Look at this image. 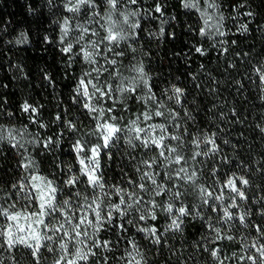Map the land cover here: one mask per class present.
Returning <instances> with one entry per match:
<instances>
[{
	"label": "snow or ice",
	"instance_id": "6c2138e0",
	"mask_svg": "<svg viewBox=\"0 0 264 264\" xmlns=\"http://www.w3.org/2000/svg\"><path fill=\"white\" fill-rule=\"evenodd\" d=\"M138 2L47 0L50 7L63 10L62 22L56 23L59 51L74 73L70 106L55 114L53 122L61 131L44 139L39 133L33 136L28 124L17 128L0 123V144L19 156L20 170L7 191L0 186V264H156L151 253L163 255L167 247L177 255L170 241L187 227H196L193 220L204 230L195 247L210 258L206 264H264V195L255 199L247 194L253 171H259L264 183V163L254 170L244 161L241 168L249 175H238L234 161L220 156L218 134L205 130L182 103L186 90L169 84L155 91L144 60L136 56L138 30L143 31L136 19L140 13L126 7ZM246 2L233 3L230 11L238 12ZM180 5L198 14L202 39L229 35L218 0H180ZM152 11L164 15L160 0L148 12L156 18ZM230 19L235 22L236 16ZM188 31H193L191 25ZM248 31L247 23L237 28ZM159 33L165 34L163 27ZM27 40L22 34L16 44ZM44 40L50 42L47 36ZM227 43L221 39L213 48ZM230 43L238 45L236 39ZM194 50L206 54L201 46ZM227 52L223 48L221 54ZM74 65L79 66L78 75ZM253 70L264 101V62ZM43 79L53 82L47 74ZM235 83L243 94L247 85ZM8 103L7 98L0 100V118L11 121L14 113ZM41 108L28 101L20 105L30 124L48 128L41 122ZM73 109L78 115L69 117ZM233 116L240 113L233 111ZM257 127L264 133V127ZM65 139L73 161L67 164ZM122 149L128 163L109 176V162ZM46 167L51 169L48 175ZM225 241L247 254L226 255Z\"/></svg>",
	"mask_w": 264,
	"mask_h": 264
},
{
	"label": "trees",
	"instance_id": "16d2710c",
	"mask_svg": "<svg viewBox=\"0 0 264 264\" xmlns=\"http://www.w3.org/2000/svg\"><path fill=\"white\" fill-rule=\"evenodd\" d=\"M156 2L139 0L137 5H129L140 13L139 19L143 25V31L138 30L140 39L135 43L137 58L144 60L145 69L157 86V93L169 84H177L186 90L182 103L205 130L218 134L217 142L222 147L220 156L234 161L233 171L238 175H249L246 168H241L242 162L246 161L254 170L264 163V133L257 127H264V101L260 100L262 93L253 70L264 62V28L261 27L264 26V0H247L238 12L230 11L229 6L244 0H218L225 15L223 30L229 35L210 40L198 35L202 21L197 13L182 8L180 0H160L164 15L159 16L152 11V16L156 18H150L148 12L154 9ZM249 11L254 15H244ZM231 16H236L235 22L230 19ZM63 18L62 8L57 11L48 5L47 0H0V85H8L7 88L0 87V100L7 98V109L14 113L11 121L5 116L0 118V123L17 128L28 124V130L39 133L42 139L61 131L53 122L55 114L70 106L74 73L72 69H67V59L59 51L60 30L56 23L62 22ZM245 23L249 25V31L237 32L239 25ZM189 25L193 31H188ZM161 27L165 34L159 33ZM22 34L27 36V43L16 44ZM45 36L50 42H45ZM221 39L229 43L214 49L213 45ZM232 39H236L238 45H232ZM195 46L203 47L206 54L200 56L195 52ZM223 48H228V52L221 54ZM245 51L250 53L248 57L243 56ZM124 63L128 64V61ZM229 64L234 67H228ZM73 68L78 75L79 66L74 65ZM45 74L52 78V83L43 79ZM124 75L133 73L125 71ZM237 80L247 85L243 94L236 91ZM24 101L42 106L41 122L48 124V128L41 129L29 123L28 115L20 111ZM57 105L61 106L60 109ZM233 111L240 113L239 118L233 116ZM77 115L75 109L69 113V117ZM90 139L95 142V137ZM63 148L65 163H72L67 151V139L63 142ZM122 152L123 149L117 153L114 161L109 162L112 169L109 176L119 173L120 164L128 163L127 158L122 157ZM18 160L19 156L14 151L0 144V186L5 191L9 184L19 178ZM50 171L46 167L44 174L48 175ZM250 175L252 185L247 194L258 199L264 195L260 191L264 183L259 171H253ZM0 197H3V193H0ZM192 223L196 227H187L183 234H176L170 241L176 247L177 255L169 253L167 247L163 255L151 253L156 264H166L167 260H171L172 264H185V261L187 264H206L210 258L195 247L204 230L200 229L198 220ZM163 227L164 224H161ZM251 240L252 235H248V242ZM224 243L229 244L227 241ZM233 251L237 255L247 254L235 245L229 244L225 248L226 255ZM47 264H51L50 260Z\"/></svg>",
	"mask_w": 264,
	"mask_h": 264
},
{
	"label": "rangeland",
	"instance_id": "374dc122",
	"mask_svg": "<svg viewBox=\"0 0 264 264\" xmlns=\"http://www.w3.org/2000/svg\"><path fill=\"white\" fill-rule=\"evenodd\" d=\"M126 7H127V9H132L129 5H126ZM140 18V15L136 18V19H139ZM30 133H32L33 134V136H35V132H33V131H31V130H28ZM33 136H27V137H25V139H32L33 138ZM31 150V149H30Z\"/></svg>",
	"mask_w": 264,
	"mask_h": 264
}]
</instances>
